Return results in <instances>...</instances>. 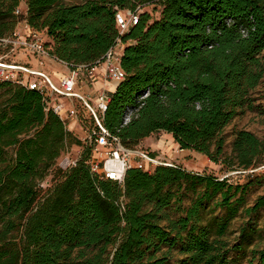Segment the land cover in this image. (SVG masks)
<instances>
[{"label": "trees", "instance_id": "trees-1", "mask_svg": "<svg viewBox=\"0 0 264 264\" xmlns=\"http://www.w3.org/2000/svg\"><path fill=\"white\" fill-rule=\"evenodd\" d=\"M151 4L160 8L155 20L140 10ZM128 12L138 21L121 37L125 77L102 126L128 150L162 132L230 170L258 167L264 140L239 130L225 156L223 131L250 108L264 78V0H0V39L24 20L51 57L91 66L118 38L116 14ZM7 52L0 45V56ZM1 88L9 97L0 107V264H239L246 254L248 264H264V222L254 219L264 212V192L245 206L252 180L234 185L160 165L131 167L118 185L91 174L90 148L63 173L59 158L80 141L37 92L0 81ZM239 215L246 221L230 243Z\"/></svg>", "mask_w": 264, "mask_h": 264}, {"label": "built area", "instance_id": "built-area-1", "mask_svg": "<svg viewBox=\"0 0 264 264\" xmlns=\"http://www.w3.org/2000/svg\"><path fill=\"white\" fill-rule=\"evenodd\" d=\"M22 11L23 6L17 8L14 15L18 17ZM116 21L119 30L118 38L102 59L91 66L76 67L51 57L44 48L41 34L30 29L24 20L20 21L11 36L0 39V45L8 49L6 54L0 56V81L37 92L41 96L45 111L58 115L69 134H71L70 122L81 126L80 136L71 134L80 141V145L76 147V155H71L67 148L58 160L57 167L63 173L75 167L85 148H90L93 153L90 163L91 174L99 179L122 185L126 171L134 164L138 167L145 162L154 167L171 164L162 162L159 157L150 158L145 151L125 149L120 140L102 126V118L112 94L106 88H101L94 99L90 95H80L76 92L81 82L95 80L101 69L100 78L104 84L114 83L117 86L124 79L125 74L121 68L120 59L125 44L122 43L121 37L129 27L136 25L138 15L136 12H128L126 15L118 13ZM22 52H30L40 58L58 62L68 69V73L60 79L57 86L44 75L30 80L29 75L33 71L12 60ZM61 98L67 99L69 105L66 106ZM131 115V110L125 113L124 125L130 121ZM42 186L48 189L51 184H42Z\"/></svg>", "mask_w": 264, "mask_h": 264}, {"label": "rangeland", "instance_id": "rangeland-1", "mask_svg": "<svg viewBox=\"0 0 264 264\" xmlns=\"http://www.w3.org/2000/svg\"><path fill=\"white\" fill-rule=\"evenodd\" d=\"M84 0H65L66 4H76ZM144 13L151 14V20H155L158 17L160 8L155 4L144 5L140 9ZM151 22V21H150ZM264 55V51L262 53ZM9 89L1 88L0 89V107L9 97ZM250 99V108H246L236 116L228 126L225 127L223 131V136L225 137V156H230L231 154V144L234 139V134L239 130H247L255 134L258 138L264 140V78L261 84L251 91L249 95ZM143 141V140H142ZM164 142V148L160 151L159 158L162 162L166 164L179 166L189 172L194 173H206L211 174L217 177L220 180L227 179L228 183L243 185L247 181L252 180V184L249 186L245 194V206H251L254 200L263 194L264 192V157L260 165L256 168L249 170L235 169L230 170L226 165L221 164V161L213 162L203 156L202 154L196 153L192 150H181L179 146L174 142V144L169 145L166 141L165 133H159L158 135H150L147 141L144 143H139L135 146V149L140 151L147 152L149 150L147 145H150L154 142ZM77 145H69L68 152L71 155H76ZM150 153V152H149ZM152 154V153H150ZM154 155V154H153ZM13 156V150L10 149L7 152V161L5 164L11 161ZM135 165V164H134ZM133 167H138L135 165ZM140 168L144 171L149 170L151 172L154 170V166L151 164L143 163ZM54 169V168H53ZM52 169V170H53ZM251 171V172H248ZM254 175V176H253ZM253 176V177H252ZM55 172H50L46 179L44 180V185L53 184ZM258 177V178H257ZM188 205L186 201L182 205V209ZM168 214L172 218H176L180 215L178 208H170ZM255 221L258 223V226L261 227L264 222V212L261 211L257 216L254 217ZM246 221V218L242 215H239L231 224L229 228L228 241L234 243L238 237V229ZM248 254L241 257L239 264H248Z\"/></svg>", "mask_w": 264, "mask_h": 264}, {"label": "crops", "instance_id": "crops-1", "mask_svg": "<svg viewBox=\"0 0 264 264\" xmlns=\"http://www.w3.org/2000/svg\"><path fill=\"white\" fill-rule=\"evenodd\" d=\"M12 60L14 62H17L18 64L24 66L25 68L33 71L31 75H29L30 80H34L35 78L39 76H47L51 82L54 85H58L61 78H63L67 73L68 69L61 65L58 62H55L48 58H40L36 56L33 53L30 52H22L21 54H18L17 56L13 57ZM102 69L99 70V73L97 75V78L93 81L85 80L80 83V86L76 88V92L80 95H90L93 99L96 96V93L99 92L101 88H106L107 91L110 93L114 92V88H116V85L114 83L104 84L102 82V79L100 78V73ZM61 101L68 106L69 101L65 98H61ZM76 102V105H78V102ZM69 129L71 131L72 135H81L82 134V128L77 123L70 122L69 123ZM159 133H155L153 135H158ZM166 141L169 145L174 144V140L170 134H166ZM148 138L144 139L140 143H144V141H147ZM164 142H154L150 145H147L146 147L149 148L148 152L154 154L157 158L159 157L160 151L164 148Z\"/></svg>", "mask_w": 264, "mask_h": 264}]
</instances>
